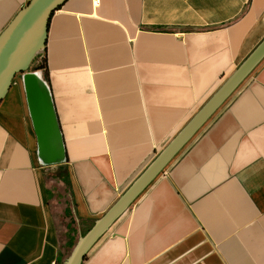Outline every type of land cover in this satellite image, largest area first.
Listing matches in <instances>:
<instances>
[{"label":"crops","instance_id":"1","mask_svg":"<svg viewBox=\"0 0 264 264\" xmlns=\"http://www.w3.org/2000/svg\"><path fill=\"white\" fill-rule=\"evenodd\" d=\"M25 4L0 0V34ZM49 23L50 81L27 71L50 87L65 158L40 157L17 74L0 100V264H65L66 208L80 238L262 41L264 0H67ZM95 242L83 264H264V58Z\"/></svg>","mask_w":264,"mask_h":264},{"label":"water","instance_id":"2","mask_svg":"<svg viewBox=\"0 0 264 264\" xmlns=\"http://www.w3.org/2000/svg\"><path fill=\"white\" fill-rule=\"evenodd\" d=\"M67 0H29L21 11L8 23L0 34V100L7 94L10 86L19 73H24L25 87L31 103L36 127L40 134L39 154L41 147L47 143L46 124L48 118L44 108V86L34 71H27L34 58L43 51L47 43L50 20L55 10ZM264 58V38L256 48L240 63L235 71L216 90L212 97L201 107L197 114L185 125L137 177V179L109 206L107 211L98 217L91 228L83 234L65 264H83L84 258L95 241L104 234L110 225L125 212V209L140 195L171 159L185 146L186 142L200 129L217 108L225 102L232 92L245 80ZM65 158V155L62 159ZM60 159V160H62ZM60 160H52L53 163Z\"/></svg>","mask_w":264,"mask_h":264},{"label":"bare ground","instance_id":"3","mask_svg":"<svg viewBox=\"0 0 264 264\" xmlns=\"http://www.w3.org/2000/svg\"><path fill=\"white\" fill-rule=\"evenodd\" d=\"M44 86V108L43 111L46 114L48 121L46 124V137L47 143L41 147L42 158L48 162L52 160H60L65 155L63 134H61L58 118L56 117L55 106L52 102V96L50 87L47 82L42 78L40 79Z\"/></svg>","mask_w":264,"mask_h":264},{"label":"trees","instance_id":"4","mask_svg":"<svg viewBox=\"0 0 264 264\" xmlns=\"http://www.w3.org/2000/svg\"><path fill=\"white\" fill-rule=\"evenodd\" d=\"M41 56H43L42 60H41ZM40 61H41V63H40ZM30 68H32V69H41V68H43V70H45V78L47 79L48 82L50 81L49 70H48V58H47V54H46V47L43 49V51H41L40 54H38L34 58V60L31 63ZM53 176H54V174L50 175L51 178ZM55 177H56V180H58V181L60 180V182L62 184V185H59V184L56 183V185H58V187L56 189L61 191L63 188L64 189H66V188L68 189L69 188L70 180L68 178V170L67 169L61 170L58 173V175H55ZM61 180L64 181V183H62ZM50 188L54 189V185H53L52 182H50ZM64 189L62 191H64ZM62 196H63L62 199L67 203V206H68V203H69L68 199L66 198V196L63 193H62ZM66 212H67V218H68L67 229L62 227L61 231H62V234L65 235L67 237V239H68V242H67L68 243V253H71L73 247L78 244L77 240L79 238V235L77 236L76 234H78V230L79 229H77L74 220L71 219V218L69 219L70 213L68 212V207L66 208ZM92 222L94 223V221H92ZM76 236H77V239H76Z\"/></svg>","mask_w":264,"mask_h":264},{"label":"rangeland","instance_id":"5","mask_svg":"<svg viewBox=\"0 0 264 264\" xmlns=\"http://www.w3.org/2000/svg\"><path fill=\"white\" fill-rule=\"evenodd\" d=\"M42 59H43V56H41V60H42ZM40 63H41V61H40ZM55 172H56V171H55ZM57 174H58V173H57ZM52 183H53V185H54V189H56V188L58 187V185H56V183L59 184V185H62V184H60V183H61L60 180L57 181V182H52ZM62 183H64V181H62ZM55 185H56V186H55ZM63 189H64V188H63ZM63 189H62V190H63ZM56 190L59 191L58 189H56ZM64 190H65V189H64ZM68 191H69V190H68ZM61 197H62V196H61ZM61 197H60V199H61ZM60 199H59V200H60ZM88 226H89V225H88ZM90 228H91V227H90ZM90 228H88V229H87V228H86V229L84 228L83 234H85V232H87ZM83 234H82V235H83ZM76 235L78 236V234H76ZM82 235H81V236H82ZM77 236H76V239H77ZM76 246H77V245H76ZM76 246H74L72 250H74Z\"/></svg>","mask_w":264,"mask_h":264},{"label":"built area","instance_id":"6","mask_svg":"<svg viewBox=\"0 0 264 264\" xmlns=\"http://www.w3.org/2000/svg\"><path fill=\"white\" fill-rule=\"evenodd\" d=\"M28 1H29V0H25L26 4H27ZM94 4H95L96 6H99V4H100V0H94Z\"/></svg>","mask_w":264,"mask_h":264}]
</instances>
